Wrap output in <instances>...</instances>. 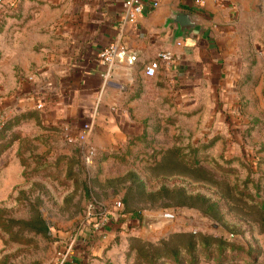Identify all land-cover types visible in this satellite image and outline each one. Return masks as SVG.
I'll return each instance as SVG.
<instances>
[{
	"label": "rangeland",
	"instance_id": "obj_1",
	"mask_svg": "<svg viewBox=\"0 0 264 264\" xmlns=\"http://www.w3.org/2000/svg\"><path fill=\"white\" fill-rule=\"evenodd\" d=\"M12 1L0 0V264H54L92 235L88 208L126 218L109 264H264V0L239 21L224 78L189 71L182 95L175 79L140 132L91 164L24 104L34 76L24 0Z\"/></svg>",
	"mask_w": 264,
	"mask_h": 264
},
{
	"label": "crops",
	"instance_id": "obj_2",
	"mask_svg": "<svg viewBox=\"0 0 264 264\" xmlns=\"http://www.w3.org/2000/svg\"><path fill=\"white\" fill-rule=\"evenodd\" d=\"M123 1L24 0V77L34 76L24 83V104L36 109L41 103L36 110L42 118L66 129L68 141L75 144L93 115L88 144L95 159L121 149L138 134L141 119L156 111L158 97L175 79L181 81L176 90L182 95L189 71L191 78L223 77L221 69H231L225 61L237 44V25L255 0H142L143 13L122 27ZM175 12L196 16L203 35L175 38L169 23ZM115 42L137 61L110 73L97 103L106 71L98 54ZM166 52L172 58L169 64L160 62L163 79L146 78V64ZM114 233L102 240L92 231L68 264H109Z\"/></svg>",
	"mask_w": 264,
	"mask_h": 264
},
{
	"label": "built area",
	"instance_id": "obj_3",
	"mask_svg": "<svg viewBox=\"0 0 264 264\" xmlns=\"http://www.w3.org/2000/svg\"><path fill=\"white\" fill-rule=\"evenodd\" d=\"M143 10L144 4L142 0H124L121 8V26L124 27L127 24L133 23L136 17L143 13ZM171 58V54L167 52L158 55L157 58L149 61L146 64V66L143 68V75L149 79L154 78L160 69V62L169 64ZM98 60L101 66L106 69V71L103 76V82L97 99V103L104 88L106 87L110 73L119 66L132 67L137 61V56L127 48H125L121 43L115 42L100 51V53L98 54ZM29 81H32V78H30ZM44 86L46 88L51 87L49 83L45 84ZM37 91L38 93H36V95L40 94L39 90ZM41 108V103L36 106V109L38 110ZM93 121L94 116L92 115L90 122L83 126V133L77 141V145L82 148L85 152V155H87L85 159V163L87 164H91L93 161L92 159L95 157L94 151L88 144L89 136L92 131ZM116 207L117 208L115 211H118V209L120 208V204L117 203ZM84 219L87 224L92 225V231L94 233H99L101 235L102 240L106 238V235L103 233V229L112 225L113 222L117 221H113V215L110 212L103 211L101 214H93L91 208L87 209V213ZM77 249L78 244L76 241V237H73L68 244L59 248L54 264H68L73 258Z\"/></svg>",
	"mask_w": 264,
	"mask_h": 264
},
{
	"label": "water",
	"instance_id": "obj_4",
	"mask_svg": "<svg viewBox=\"0 0 264 264\" xmlns=\"http://www.w3.org/2000/svg\"><path fill=\"white\" fill-rule=\"evenodd\" d=\"M175 27V38L184 39L189 35L202 36L204 32L203 24L191 13L175 12L169 21ZM157 221H145L150 226L156 225ZM148 225V226H149Z\"/></svg>",
	"mask_w": 264,
	"mask_h": 264
},
{
	"label": "trees",
	"instance_id": "obj_5",
	"mask_svg": "<svg viewBox=\"0 0 264 264\" xmlns=\"http://www.w3.org/2000/svg\"><path fill=\"white\" fill-rule=\"evenodd\" d=\"M206 18H208V16H205ZM126 221V218H124V216H122V212L119 215V219L115 222L112 223V225L106 227L103 229V233L105 235L109 234L110 232H115L119 230V225H121L122 223H124Z\"/></svg>",
	"mask_w": 264,
	"mask_h": 264
}]
</instances>
